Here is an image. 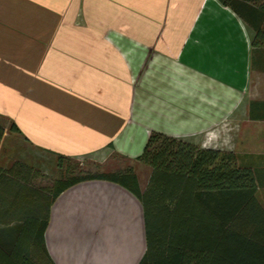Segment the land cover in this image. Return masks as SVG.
<instances>
[{"label": "crops", "instance_id": "0c3cea01", "mask_svg": "<svg viewBox=\"0 0 264 264\" xmlns=\"http://www.w3.org/2000/svg\"><path fill=\"white\" fill-rule=\"evenodd\" d=\"M111 1L96 4L106 10L107 22L118 12L111 4L120 13L137 4V11H143V17L153 23L157 0ZM162 1V8L170 10L168 16L174 20L168 23L167 14H162L153 42L157 43L162 38L159 33L166 30L177 32L181 39L166 38L170 49H178L172 55L185 60V65L195 59L199 73L220 81L227 80L230 72L245 70L246 65L250 69L251 57L248 63L246 57L251 41H247L244 23L233 12L216 0ZM43 56L45 52L37 51L12 60L0 59V127L4 129L0 170L5 171L0 177V227L40 226L46 220L43 241L53 264H139L147 245L143 208L134 195L113 183L88 181L67 189L50 205L49 191L39 186L38 180L56 169L59 156L104 161L116 151L136 160L150 134L145 132L134 144L125 133L130 111L127 104L133 95L128 90L127 102L113 105L112 91L103 98V86L97 89L91 78L66 68L64 53ZM151 62L149 74L155 82L144 88L153 89L158 100L149 105L157 122L148 128L159 125L174 139L212 129L221 114L218 110L228 108L233 95L219 92L222 98L216 99L209 96L216 88L203 83L202 77L159 57ZM105 63L114 66L113 59ZM126 64L134 69L131 59ZM102 82L107 88V79ZM12 125L15 130H11ZM15 164L22 166L18 173H7ZM150 172L145 181H138L141 190Z\"/></svg>", "mask_w": 264, "mask_h": 264}, {"label": "rangeland", "instance_id": "374dc122", "mask_svg": "<svg viewBox=\"0 0 264 264\" xmlns=\"http://www.w3.org/2000/svg\"><path fill=\"white\" fill-rule=\"evenodd\" d=\"M90 1L0 0V12L4 10L2 13H5L0 15V59L12 60L25 52L30 55L37 51L45 52L46 56H43L45 58L64 53L66 68L72 69L74 74L91 78L90 83L97 89L103 86V98L107 99V95L112 91L113 105L125 102L127 98L125 92L129 90L133 98L130 97L127 104L130 111L125 133H128L127 137L134 144L138 143L145 132L147 136L151 132L168 136L159 125H156L157 129L148 128L152 122L153 124L157 122L156 117L151 116L153 113L149 105L153 100H158L153 89L144 88L147 85L153 86L155 82L153 75L149 74L153 70L151 60L159 57L185 68L190 74L202 77L203 83L216 88L215 92H210L209 95L216 99L222 98L219 92H230L233 100L228 108H224L222 112L218 110L221 114L212 129L187 138L175 139L191 142L198 148L235 155L239 166L250 168L255 174L259 183L257 200L264 205V121L251 120L252 114L260 110L259 106L254 104L264 102V50L252 51L249 44L246 61L248 63V58L251 57L250 69L247 70L246 65L245 70L240 73L230 72L227 80L220 81L206 73H199L195 69V66L199 65L195 59L190 60L189 65H185V60L180 61L179 57L178 59L172 55L178 49H170L166 38L169 35L172 36L169 41L181 39L177 32L170 34L166 30L167 32L159 33L162 38L159 37L157 43L153 42V33L159 28L162 14H167L166 22L174 20L168 16L170 10L165 12L162 8V0L155 3L157 11L151 19L153 22L151 25L149 19L143 17L144 12L137 11V4L125 8L122 13L111 4L118 12L109 23L106 10L97 7L96 4L111 0ZM174 24L179 27L183 25L182 22ZM242 25L246 31L247 41L250 42L253 33L248 26ZM207 53L210 54L211 51ZM112 59L113 68L107 67L105 60ZM128 59L133 62L132 70L126 64ZM225 66L229 68V65ZM107 68L111 71L109 72ZM216 74L218 77L221 76V73ZM148 75H151V78H148ZM103 79H107V88H104ZM65 166L69 168L68 175L73 177L86 173L125 171L131 168L138 172L137 179L140 184L146 180L149 172L148 168L136 160L127 159L116 151L104 161L91 158L69 159ZM59 174L57 168L48 172L46 176L38 179L39 186L50 193L53 182L60 177Z\"/></svg>", "mask_w": 264, "mask_h": 264}, {"label": "trees", "instance_id": "16d2710c", "mask_svg": "<svg viewBox=\"0 0 264 264\" xmlns=\"http://www.w3.org/2000/svg\"><path fill=\"white\" fill-rule=\"evenodd\" d=\"M216 1L251 29V50H264V0ZM254 105L260 110L251 120L264 121V102ZM3 136L0 127V144ZM69 159L57 157L60 177L53 182L49 204L67 189L88 181L126 189L143 208L147 248L139 264H264V205L256 196L259 183L232 153L150 133L136 159L151 171L144 190L131 168L69 176L65 166ZM20 168L15 164L7 173H18ZM4 174L0 170V177ZM46 224L44 220L40 226L0 227V264H53L43 241Z\"/></svg>", "mask_w": 264, "mask_h": 264}, {"label": "bare ground", "instance_id": "6f19581e", "mask_svg": "<svg viewBox=\"0 0 264 264\" xmlns=\"http://www.w3.org/2000/svg\"><path fill=\"white\" fill-rule=\"evenodd\" d=\"M42 96H43V95H42ZM42 96H41V97H42ZM42 99H43V98H42Z\"/></svg>", "mask_w": 264, "mask_h": 264}]
</instances>
